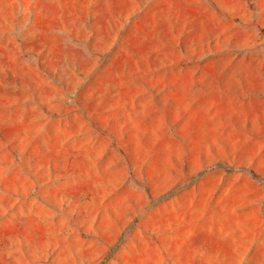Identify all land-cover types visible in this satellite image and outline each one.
I'll return each mask as SVG.
<instances>
[{
    "label": "rangeland",
    "instance_id": "obj_1",
    "mask_svg": "<svg viewBox=\"0 0 264 264\" xmlns=\"http://www.w3.org/2000/svg\"><path fill=\"white\" fill-rule=\"evenodd\" d=\"M0 264H264V0H0Z\"/></svg>",
    "mask_w": 264,
    "mask_h": 264
}]
</instances>
